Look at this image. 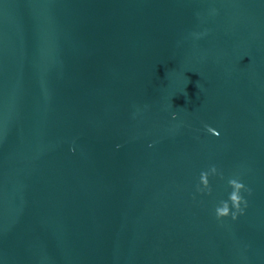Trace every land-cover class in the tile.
Listing matches in <instances>:
<instances>
[{
    "label": "water",
    "instance_id": "water-1",
    "mask_svg": "<svg viewBox=\"0 0 264 264\" xmlns=\"http://www.w3.org/2000/svg\"><path fill=\"white\" fill-rule=\"evenodd\" d=\"M0 264H264V0H0Z\"/></svg>",
    "mask_w": 264,
    "mask_h": 264
},
{
    "label": "clouds",
    "instance_id": "clouds-1",
    "mask_svg": "<svg viewBox=\"0 0 264 264\" xmlns=\"http://www.w3.org/2000/svg\"><path fill=\"white\" fill-rule=\"evenodd\" d=\"M173 119H175V113H173ZM205 130L213 136H219V132L210 127L204 125ZM151 147V145H149ZM209 177H218L223 180V172L220 171L216 165L212 164L207 167L206 170H202L199 173L198 182L195 185V192L202 195H210L212 188L210 185ZM228 187L231 189L226 200H220L217 206L214 208V214L217 220H221L225 217H230L235 221L239 215L244 214V209L248 206L247 200L241 194L242 192L251 194V189L246 187L241 178L237 175L227 180ZM195 198V197H193Z\"/></svg>",
    "mask_w": 264,
    "mask_h": 264
}]
</instances>
